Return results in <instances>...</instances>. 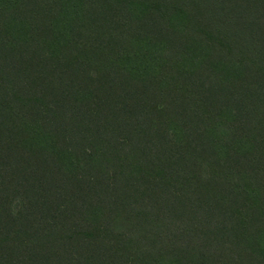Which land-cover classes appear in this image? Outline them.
I'll return each instance as SVG.
<instances>
[{
  "label": "trees",
  "instance_id": "1",
  "mask_svg": "<svg viewBox=\"0 0 264 264\" xmlns=\"http://www.w3.org/2000/svg\"><path fill=\"white\" fill-rule=\"evenodd\" d=\"M0 264H264V0H0Z\"/></svg>",
  "mask_w": 264,
  "mask_h": 264
}]
</instances>
